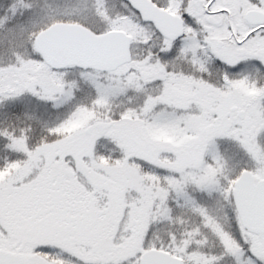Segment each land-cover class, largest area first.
Instances as JSON below:
<instances>
[{
	"label": "snow or ice",
	"instance_id": "6c2138e0",
	"mask_svg": "<svg viewBox=\"0 0 264 264\" xmlns=\"http://www.w3.org/2000/svg\"><path fill=\"white\" fill-rule=\"evenodd\" d=\"M0 264H264V0H0Z\"/></svg>",
	"mask_w": 264,
	"mask_h": 264
}]
</instances>
